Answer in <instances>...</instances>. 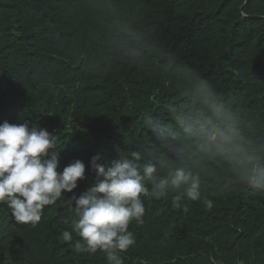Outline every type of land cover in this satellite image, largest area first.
<instances>
[{
    "label": "trees",
    "instance_id": "obj_1",
    "mask_svg": "<svg viewBox=\"0 0 264 264\" xmlns=\"http://www.w3.org/2000/svg\"><path fill=\"white\" fill-rule=\"evenodd\" d=\"M221 113L235 121L223 154L198 134ZM5 120L47 129L58 170L79 159L86 171L36 226L0 204V264H107L61 234L76 219L69 200L95 182L91 157L133 153L198 173L201 198L143 197L123 264H264V190L247 184L264 162V0H0Z\"/></svg>",
    "mask_w": 264,
    "mask_h": 264
},
{
    "label": "clouds",
    "instance_id": "obj_2",
    "mask_svg": "<svg viewBox=\"0 0 264 264\" xmlns=\"http://www.w3.org/2000/svg\"><path fill=\"white\" fill-rule=\"evenodd\" d=\"M196 84L209 96L213 89L200 75ZM235 121L228 113L219 114L217 121L208 118L199 126L198 134L209 147L221 154L233 150ZM189 131H197L189 129ZM57 138L47 129L24 123H0V204H7L17 223L36 226L46 206L55 204L65 193H72L78 181L85 179L86 165L76 159L59 171ZM118 158L98 163L99 154L91 157L96 170L95 182L79 196L73 194L76 219L72 231L62 232V240L71 243L73 232L81 239L74 244L77 253H105L107 264H123L120 253L136 243L129 225L143 224V197L162 199L171 195L172 206L180 207L184 199L201 198V176L182 166L151 159L140 164L141 156ZM248 186L264 190V162L253 165ZM208 209L211 201H205ZM215 264V260H213Z\"/></svg>",
    "mask_w": 264,
    "mask_h": 264
}]
</instances>
